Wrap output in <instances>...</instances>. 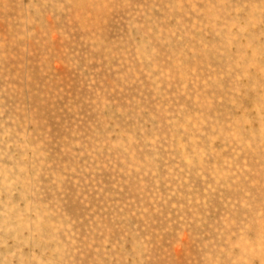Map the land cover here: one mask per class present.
Listing matches in <instances>:
<instances>
[{"label": "rangeland", "instance_id": "rangeland-1", "mask_svg": "<svg viewBox=\"0 0 264 264\" xmlns=\"http://www.w3.org/2000/svg\"><path fill=\"white\" fill-rule=\"evenodd\" d=\"M0 264H264V0H0Z\"/></svg>", "mask_w": 264, "mask_h": 264}, {"label": "bare ground", "instance_id": "bare-ground-1", "mask_svg": "<svg viewBox=\"0 0 264 264\" xmlns=\"http://www.w3.org/2000/svg\"><path fill=\"white\" fill-rule=\"evenodd\" d=\"M250 248H251V247H250ZM252 249H253V248H252ZM252 249H251V250H252ZM249 250H250V249H249Z\"/></svg>", "mask_w": 264, "mask_h": 264}]
</instances>
